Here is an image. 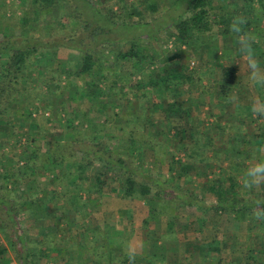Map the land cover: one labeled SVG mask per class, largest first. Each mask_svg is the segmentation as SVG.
<instances>
[{"label":"trees","instance_id":"obj_1","mask_svg":"<svg viewBox=\"0 0 264 264\" xmlns=\"http://www.w3.org/2000/svg\"><path fill=\"white\" fill-rule=\"evenodd\" d=\"M6 1L0 0V3ZM224 1L225 5L221 6ZM224 1L219 0V5L215 6L214 0H191L184 14L173 24L177 42L192 48L196 54L198 45L206 46L201 53L204 55L209 42L218 39L213 33L215 27L223 42L235 40L234 34L229 31L235 15L245 18L244 32L249 33L250 16L257 10L264 11V0ZM57 5L58 0H29L24 10L25 19L28 23L36 24L41 30L38 31L39 35L33 33V29L26 24H17L19 36L6 35L2 25L0 27V150L9 147V141L15 138L16 130L6 138L1 136L2 128L12 125L9 116L14 111H21L20 118L23 121L18 126L29 128V134L17 152L11 150L14 153L10 156L4 152L0 156V241L3 238L10 245L4 246L0 242V264L13 262L11 253L16 257L17 264H42L43 261L44 264H70L75 255L80 253H86L93 264H99L106 255L89 249L92 243L90 236L94 238L96 234L86 233L82 228L81 221L84 218L81 216L85 210L83 204L91 205L106 194L123 200L144 202L149 210L147 223L158 220L157 217H164L166 231L171 235L179 229L178 214L191 209L195 212L192 214L193 219L182 218L187 225L191 223L198 227L199 231L208 224L217 228L223 220L233 232L234 244L242 246L244 250L241 254L244 264H264V235L256 232V227L264 221L256 220L253 212L257 203L264 205V185L252 191L244 190L239 180V172L242 174L244 170L243 163L241 167L228 166L230 170L223 168V162L230 158H222L220 151L214 149L216 134L220 137L223 134L219 124H215L217 130L211 132L207 128L199 129L195 123L178 126L171 122V117L188 116L186 108L177 104L175 98L169 99L176 94L173 92L175 87L181 84L194 82L202 93L209 89L217 99L228 97L238 80L235 65H223L230 57L222 53L216 59L214 87L206 90L205 86L199 84L197 72L183 78L171 70L173 62L178 59L177 53L164 57L161 74L152 75L149 72L143 76L140 70L143 55L135 39L127 50L121 51L120 47L115 46L113 50L116 51L117 61L111 64L113 68L117 69L123 64L129 66L130 70L138 68L134 86L140 90L148 89L149 94L158 98V103L153 105L156 111L144 105V114H133L126 126H117L119 132L111 131L100 136L97 126H89L88 119L83 118L88 112L80 111L79 105L87 101L91 107H96L98 99L107 98L102 90L107 72L97 68L100 60L96 59L98 52L71 49L67 41L72 39L54 42L53 37L60 32L57 28L47 26L44 35L40 34L45 28L43 19L57 18L53 14ZM151 7L156 9L153 5ZM109 12L112 16L117 14L111 10ZM80 22L84 23V20ZM118 42L120 44L122 41ZM259 42L261 40L257 39L256 43ZM256 43V53L264 63V50L259 54V44ZM57 47L81 53L75 71L65 68L51 54ZM113 50L110 48L111 53ZM101 57L103 59L104 56ZM200 58L202 60L204 57ZM51 60H55L53 66L59 72L55 77L57 79L61 76H65L66 80L81 76L89 78L80 88L81 93L67 91L68 98L54 97L51 87L56 88L55 78L48 75L44 79L41 77L43 67L48 65L47 62H53ZM131 77L129 73L110 79V86L116 88L121 84L132 88ZM40 81L45 85L44 91L36 89ZM32 94H35L33 101ZM39 96L49 100L44 107L37 104ZM118 106L119 99L103 104L104 109L110 107L112 111L117 110ZM41 109L48 110L52 116L49 122L56 124L55 115L60 127L65 129L63 138L53 139L51 131L44 133L45 137L41 136L34 118ZM109 123L111 121L106 119L105 124ZM252 125L257 127V132L253 134L247 130L248 136L243 133L240 139L244 152L240 156H251L249 149L252 147L257 150L264 148V125L257 120ZM235 140L239 141L234 136ZM235 145L240 148L238 142ZM181 153L183 160L178 158ZM13 159L16 160L15 165H12ZM3 161L10 163L4 164ZM20 163L23 164L20 166ZM46 175H51L56 184L50 193L42 181ZM193 177L203 178L204 181L196 187ZM62 180H66L67 188L63 187L59 191L57 184ZM80 193L87 195V203L81 200ZM206 195L212 197L209 204L205 202ZM213 217H216L214 221ZM44 221L50 222L48 226ZM40 222L41 226L38 225ZM34 223L39 229L33 235L31 227ZM216 241L214 239L211 244L217 245L221 252L231 247L226 240ZM228 253L232 255L236 252L232 250Z\"/></svg>","mask_w":264,"mask_h":264},{"label":"rangeland","instance_id":"obj_2","mask_svg":"<svg viewBox=\"0 0 264 264\" xmlns=\"http://www.w3.org/2000/svg\"><path fill=\"white\" fill-rule=\"evenodd\" d=\"M190 1L191 0H58L57 8L53 11V14L56 15L57 18L43 19V25H45V28L44 30L42 29L40 34L44 35V33L47 31V26H50V28H57L60 30V32L53 37L55 40L54 42H62L65 39H72L71 41H67V44L69 47H71V49H78L80 51L91 50L93 52H98L96 55L98 57L96 59L100 60L97 64V68L100 70L105 69V72H107V80L104 81V84L101 83L103 84L102 90L107 98L104 97L106 98L105 100L98 99L96 102V107H91L87 101L81 102L79 109L82 112H88L87 116L83 118H85V120L88 119L90 122L89 126H97L96 128L100 136L108 134L111 131L119 132L117 130V126H126L127 119H131L133 114H144L142 111V106L144 105H147L148 108H150V110L153 112L156 111V108L153 105L157 104L158 102V98L156 96L147 92L148 89L142 88L143 90H140L141 88L139 89L135 87L136 85L134 86L137 79L136 75L138 68L130 70L129 66L124 64L119 66L117 69L113 68V65L111 64L117 61L116 51L115 49L113 50L115 46L120 47L121 51L127 50L129 44L133 42V38L135 39L134 41L138 44L139 51L141 55H143L140 66L143 76H147L149 72L152 75L161 74L162 68H164L165 64L164 57H168L174 53H177L178 59L177 61L173 62L171 70L175 72L178 77L183 78L190 75L192 76L197 72V76L200 78L199 84L202 86H205L207 83L209 84L210 81L215 82L213 72H208V70L206 71L205 68L209 67L210 70L214 68L217 69L215 65V62H217L216 59L221 56L223 50L228 48L231 53L230 59L223 62V65L230 66L231 64H234L236 67L238 80L237 86L232 89L231 93L226 98L228 101L225 107L226 112H220L221 109L220 107L216 106L217 102L213 100L214 97L211 96V94H208L207 91L206 93H202L198 89V86L194 85V82H186L179 85L177 88L175 87L173 92H177V96L176 98L174 96H170L169 99L172 100V98H175L174 100H177L178 102L181 101V104L186 102L189 103V106H185V108L190 110L189 115L190 117L194 118L192 121L195 120L193 123H195L199 129L204 130L207 128L208 131L214 132L217 130L215 124H219L223 129V134L221 137L219 136V138L216 134L217 140L215 141V144L221 147L222 158L225 156L230 158L223 162V168L230 170V167L228 166L233 165L241 167L243 163V169H245L259 160H264V148L257 150L255 147H252L249 149L251 156L248 154L240 156L242 154L241 152H244L243 146L237 148V145L235 144L236 142L239 143V141H233V138L240 133H246L248 136V131L252 132L253 134L256 133L257 131L255 128L257 127L252 125L254 120H257L258 123L264 125V117H258L251 111V105L253 101L256 99H264V88L253 87L249 83L247 62L243 57L240 56L238 52L239 45L238 42L236 43L237 38L235 35V40H225L226 42H223L221 36L218 35L217 28L215 27L213 29V33L216 34L218 39L209 42V48L206 50L204 55H201V53L202 50L204 51V48L206 49V46L198 45V50H196L198 54L197 55L194 53V51H192V48L181 46L179 42H177L173 24L181 14H184L187 4ZM218 1L219 0H214L215 6L219 5ZM28 2L29 0H7L3 4L0 3V27L2 25L4 28V34L9 36H19L18 32L16 31L19 28L17 24H26L28 28L33 29V33L39 35L41 30L37 28L36 24L28 23V20L25 19L26 13L24 10L28 6ZM225 2L226 1H224L221 6L225 5ZM152 5L155 6V10L152 9ZM109 10L116 12L117 14L112 16ZM262 12L257 10L255 14L253 16L251 15L249 18L251 22L249 33L254 35L256 40H261L259 43H256L255 41L256 44H259L258 47L260 50L258 51L257 49L258 53L264 50V13ZM235 17H237V15H235ZM80 20H84V23H81ZM22 35L26 36L27 34L23 33ZM118 41L122 42L119 44ZM110 48L114 51L113 53H111ZM71 49L57 47V49H54L52 53H50L53 56L55 55L65 68H70L75 71V66L79 62L81 53ZM101 56H104L103 59ZM200 56H203L204 58L201 60ZM153 57L156 59H153ZM51 61L53 62H47L48 65L43 67L44 71L41 75L42 79H44L47 75L51 76L53 79L59 75V72L56 71L57 67L53 66L55 60ZM261 66L264 67V63L261 62ZM133 71L135 73H133ZM129 73L132 75L130 79V85L133 86L132 88H128L127 86L124 87L121 84H118L116 88H112L110 86V79H117L118 77H123V75L127 76ZM64 77L65 76H61L60 79L55 78L54 84L56 88L51 87L54 97H67L69 96L66 93L67 91L72 93L78 91L79 94V92L81 93L82 90H80V88H82L85 82L89 80V78L86 76L76 78L72 77L67 80L64 79ZM44 86L45 85L40 81L39 84H36V89L40 88V90L44 91ZM66 87L67 89L65 90ZM109 88L110 90H108ZM144 89L147 93H145ZM199 93H202L201 96L204 98V100L195 103L194 100L198 97ZM32 97L33 101V99H35V94H32ZM39 99L40 100L37 102V104L38 106L41 105V107H44L45 103L49 101L48 98L44 96H39ZM116 99H119L120 105L118 106L117 110L112 111L110 107H105L104 109L103 104L106 103V101L114 102ZM101 104L102 106H100ZM132 106L135 108H132ZM20 112L14 111L13 114L9 116V120L12 125L2 128L1 136L3 138H6L8 134H11L12 131L15 130L16 135L14 139L9 141V147H5L3 150H0V156L3 152L10 156V154L14 153L10 152L11 150L16 151L20 149L21 142H25V138L27 134H29V128L27 126H18L23 121L20 118ZM234 113H236L235 115H237V117H235ZM115 114H120V116H115ZM160 115L161 114L159 113L158 116ZM34 118L35 123L38 124L39 132L42 134L41 136H44V133L47 134L48 131H51L50 136L53 139L57 140L63 138L65 129L60 127V123L57 121L55 115L53 116L54 120H56L54 122L58 123L55 124L49 122V119L52 118V116L48 110L41 109L39 113L34 115ZM171 118L173 125H185L182 124L183 120L181 118ZM106 119L110 120L111 123L108 125L105 124ZM196 119H199V122H197ZM12 126L15 128L14 130L12 129ZM36 133L38 134V132H35V134ZM178 158L183 160L182 153L178 155ZM5 162L7 163L9 161H3L4 164H6ZM15 162L16 160H14V163L11 164L15 165ZM215 163L216 161H214V164ZM22 164L23 163H20L19 165L21 166ZM197 165L200 166V163L197 162ZM241 175L242 174L239 172V180L241 179ZM192 179L194 180V185L196 187L204 181L203 178L198 179L193 177ZM37 181H39V179ZM42 181L48 188L49 193L53 189L52 186L54 187L56 185L51 179V175L42 177ZM62 184H66V180H62L61 183L57 184L59 191L64 187ZM119 199L120 198L117 200ZM205 200L206 204H209V201L212 200V197L206 195ZM113 202L117 201L112 199L109 200L108 198L105 199V207L110 209V211L112 209L116 210L117 208L118 210V208H120L116 203ZM128 204L130 205L131 211L135 213V219L131 221H135L136 223L144 221L149 211L145 203L142 201H131ZM102 210L103 216L106 213H109L104 211V205ZM194 213L195 212L193 209H191L186 213L184 212L183 214H178V225L179 230H181L180 228L184 227V229L181 231L184 233L187 231L189 234V238L191 240L189 242L190 244L186 245L187 247L185 246L184 248H188V250L194 251L193 253H196L194 257L195 260L201 258L206 259L207 262L209 260V254H207L206 257H203L202 254H199V251H197L199 249L198 244L201 243L200 245H205L210 240L212 242L215 239L220 242L223 239L231 244V247L228 249L229 251L227 250L221 252L220 250L212 251L211 249L212 256L219 260L218 264H244L245 260L241 256L244 250L242 246L234 244L233 232L232 230L230 231V227H228V225H226L222 220L221 225L217 228H213L212 225L210 226L208 224V226H206L203 231H199L195 225H192L191 223L187 225L182 218V216H185L193 219L194 215L192 214ZM100 216V214L97 215V217ZM117 216L118 219L117 217L114 219L116 222H118V220L121 218L119 213H117ZM210 218L211 217H209V219ZM215 219L216 217H213V221ZM165 220L166 218H161L160 227L164 228ZM43 223L48 226L50 222L44 221ZM120 223L119 225L122 226ZM38 225L41 226V222L38 223ZM182 225L184 226L182 227ZM146 226H152V224ZM38 229L39 227L36 223L32 224L31 233L36 234ZM256 232L260 235H264V223H259V225L256 227ZM184 238H186V235ZM1 242L2 245L6 244L5 246H10L3 238H1ZM207 247L209 249L208 245ZM181 248L182 247H180V249ZM208 249L205 247V252L209 253ZM232 250H234L236 253L228 255L230 254L228 252H232Z\"/></svg>","mask_w":264,"mask_h":264},{"label":"crops","instance_id":"obj_3","mask_svg":"<svg viewBox=\"0 0 264 264\" xmlns=\"http://www.w3.org/2000/svg\"><path fill=\"white\" fill-rule=\"evenodd\" d=\"M222 53H225V56L228 57H230L231 55L230 50L228 48L223 50ZM228 53H230V55ZM205 69L206 71L208 70V72L212 71L213 74L215 72V68L212 70H210L209 67ZM212 83L214 82L210 81L209 84L208 83L205 84L204 88H206L207 90L210 87L211 88L214 87L212 86ZM208 91L207 93L211 94V96L214 97L213 100L217 102L216 106L220 107L221 109L220 112L223 111L226 112L225 107L228 101L226 99L224 100L217 99L215 98L216 96L212 92L210 91L208 92ZM201 94L199 93L198 97L195 98L194 100L195 103L204 100ZM175 95L177 96V92ZM175 101L177 104L182 105L184 108L185 106H189V103L187 102L183 103L186 105H183L181 104L182 103L181 101L180 102H178L177 100ZM186 111L188 112L187 114L188 116L187 118L186 117L181 118L183 120L182 124L195 122V120L192 121L194 118L190 117L189 115L190 110L186 108ZM235 114L236 113H234V115ZM235 117H237V115H235ZM128 120L130 119H127V121ZM196 121L199 122V119H196ZM212 136H214V133L212 134ZM241 136H243V133L242 134L240 133L235 136V138L239 139V143H238L239 147L243 146L241 142L242 140L240 139ZM214 149L217 150L218 152L220 151V153L222 152L221 147L218 145H216ZM63 186L66 189L67 183L64 184ZM82 194L83 193H80V195L82 196L81 200H83L84 203H87L88 202L87 199L88 197H86L87 195L85 194L82 195ZM107 198L109 200L112 199L117 201L113 203H116L120 208H118V210L117 208L116 210L112 209L111 211L110 209L106 208L105 207L106 203L104 202L105 199ZM117 199L118 197H115V195L106 194L100 196V198L94 201V203H92L91 205L83 204L85 210L82 211L83 215L81 216L82 218H84L81 221V223L83 224L82 228H84L86 233L90 235L92 233L96 234V237L94 238L90 236V240L92 241V243L91 246H89L90 247L89 249L96 250L98 254L99 252H102L104 255H106V258L103 259L99 264H129V258L127 255V249L129 246L135 247L138 250L134 264H218L219 260L216 259V257L212 256L211 249L212 251H216L220 249L219 247L217 248V245L215 247V244L211 245V240L209 241L210 243L209 242L207 244L203 243L205 245H200L201 243L198 244L199 249L197 250L199 251V254L203 255V257H206V255L209 254L208 262L204 258L195 260L194 257L196 253H193L194 251L188 250V248H184L186 245H189L190 244L189 242L191 241L188 232L186 231L184 233L181 231L184 229L183 227L184 225H182L183 228H180L181 230L177 228L178 231L176 233H172L171 235L166 231L165 224H164V228L160 227L161 218L164 217H157L158 220L150 222L149 224H152V226H146L149 225L147 223L148 215L145 218V220L142 222L139 223H136L135 221L132 222L135 219V213L131 211L130 205L128 204L131 201L123 200V199L117 200ZM92 201L93 200H91V202ZM103 205H104V211L109 212L106 213L104 216L102 210ZM117 213L121 215V218L120 220H118V222L114 220L116 217L118 219ZM99 214L101 216L97 217V215ZM123 220H126L128 222ZM119 223L122 224V226H120ZM197 230H199L198 227ZM185 235L186 238H184ZM207 245L209 246V249ZM180 247L182 248L180 249ZM205 247L209 250V253L205 252L204 250ZM12 254L13 253L10 254V258L13 260L11 264H17L16 257L14 256V254L13 255ZM44 263L45 261H43L42 264ZM70 264H93V263L90 257L86 253H80L75 255L74 259L71 261Z\"/></svg>","mask_w":264,"mask_h":264},{"label":"clouds","instance_id":"obj_4","mask_svg":"<svg viewBox=\"0 0 264 264\" xmlns=\"http://www.w3.org/2000/svg\"><path fill=\"white\" fill-rule=\"evenodd\" d=\"M245 24V18L240 16L234 17L229 25V31L236 36L239 45L238 52L247 62L249 83L253 87L264 88V67L261 66V61L254 47L256 37L251 33L244 32ZM251 111L258 117H264V99L253 101ZM261 185H264V160L251 164L243 170L241 175V187L244 190L252 191ZM253 212L256 220L264 221V205L257 203ZM137 252V248L128 247L129 264H134Z\"/></svg>","mask_w":264,"mask_h":264}]
</instances>
